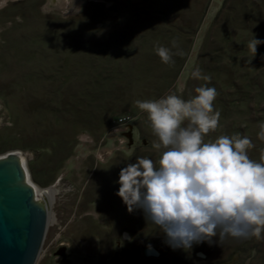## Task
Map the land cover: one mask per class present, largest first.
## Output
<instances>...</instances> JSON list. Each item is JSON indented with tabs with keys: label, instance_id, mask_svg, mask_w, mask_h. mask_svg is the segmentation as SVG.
Instances as JSON below:
<instances>
[{
	"label": "rangeland",
	"instance_id": "obj_1",
	"mask_svg": "<svg viewBox=\"0 0 264 264\" xmlns=\"http://www.w3.org/2000/svg\"><path fill=\"white\" fill-rule=\"evenodd\" d=\"M91 1L0 0V157L21 153L49 210L36 264H264V228L259 236L173 251L140 210L128 213L115 195L126 163L137 155L155 163L163 151L152 148L156 138L136 100L189 99L196 87H215L220 118L204 139L239 132L252 142L248 156L259 160L264 44L255 55L247 44L264 41V13L248 16L240 0H209L192 38L184 23L192 19L191 29L199 20V0H115L107 4L112 10L103 8L101 26L88 21ZM173 38L171 51L183 52L173 58L184 61L169 84L170 67L154 48H171ZM194 69L209 79L193 78ZM80 114L90 122L81 124ZM125 116L132 120L120 126ZM49 188L57 191L52 201L40 192ZM148 245L159 255L147 256Z\"/></svg>",
	"mask_w": 264,
	"mask_h": 264
},
{
	"label": "clouds",
	"instance_id": "obj_2",
	"mask_svg": "<svg viewBox=\"0 0 264 264\" xmlns=\"http://www.w3.org/2000/svg\"><path fill=\"white\" fill-rule=\"evenodd\" d=\"M264 41L252 37L247 46L255 55ZM158 46L155 54L164 64L174 63L182 51ZM191 76L207 81L194 69ZM195 95L183 99L167 94L154 100H136L146 114L155 136L154 150H161L157 162L137 155L118 173L117 192L128 213L140 210L148 225L163 234L173 251L191 250L193 245L219 244L226 237L247 239L264 228V148L259 160L248 156L253 145L248 136L236 132L204 137L218 126L220 113L214 110L215 87L201 85ZM257 138L264 142V121ZM147 248L151 250V245Z\"/></svg>",
	"mask_w": 264,
	"mask_h": 264
},
{
	"label": "water",
	"instance_id": "obj_3",
	"mask_svg": "<svg viewBox=\"0 0 264 264\" xmlns=\"http://www.w3.org/2000/svg\"><path fill=\"white\" fill-rule=\"evenodd\" d=\"M27 179L30 173L20 152L0 157V264H36L40 256L50 213ZM145 253L159 255L153 248Z\"/></svg>",
	"mask_w": 264,
	"mask_h": 264
},
{
	"label": "trees",
	"instance_id": "obj_4",
	"mask_svg": "<svg viewBox=\"0 0 264 264\" xmlns=\"http://www.w3.org/2000/svg\"><path fill=\"white\" fill-rule=\"evenodd\" d=\"M114 1L115 0H108V1H106V0H92L91 2H89V4L94 8V10H93L94 12L93 11L91 12L90 19L89 20L87 19V20L93 22L94 25H97V26L98 25L99 26L106 25L107 23H105L104 19H101L100 17L103 15L104 9L112 10V9H110L111 8L110 5L107 6V4L112 5L114 3ZM199 2H200V4H198L199 6L197 5V10L193 14V16H195L196 19H199V20L196 21L195 25L191 29H190L189 23H190V25H192V23H191L192 19H187V22L184 23L185 24L184 25L185 31H188L187 33L192 35L191 36L192 38L197 33V29L199 28V24L205 18L208 7L211 3L209 0H199ZM237 6L241 8V12L247 14L250 17H258V16L263 17L264 3H261L258 0H240V2L237 3ZM237 16L240 17V19L243 18V16L240 14H238ZM98 18H100V19H98ZM244 30H246V28ZM109 42H110V44H112L114 41L110 40ZM115 43L118 45L121 44L120 42H115ZM173 61H174V63L168 64L170 67V71L167 73L165 72L166 74L163 77V80L169 79V81H170L169 84L171 83V81H172V84L175 83L176 79L179 77L180 69L183 67V61L184 60L182 59L179 61L178 59L173 58ZM232 86H235V85L232 84ZM78 116L80 117V123L81 124H83L84 122H86V123L90 122L89 121L90 117L88 115L80 114ZM115 117L116 116L114 114L111 115L110 120H113ZM104 120H105V117H102V119L99 120V122H101V124L105 123L106 126L111 125V122H109V120H106L107 123Z\"/></svg>",
	"mask_w": 264,
	"mask_h": 264
},
{
	"label": "bare ground",
	"instance_id": "obj_5",
	"mask_svg": "<svg viewBox=\"0 0 264 264\" xmlns=\"http://www.w3.org/2000/svg\"><path fill=\"white\" fill-rule=\"evenodd\" d=\"M22 156V155H21ZM22 161H24V158L22 157ZM28 180V179H27ZM30 183H31V181L30 180H28ZM31 185L34 187V189H35V194H36V198H37V200L39 201V199H38V192H39V190L36 188V186H34L32 183H31ZM40 192H42V194L44 195V196H46V197H49L50 199H51V201H52V199L55 197V195H56V193H57V191L54 189V188H49V189H44V190H42V191H40Z\"/></svg>",
	"mask_w": 264,
	"mask_h": 264
},
{
	"label": "built area",
	"instance_id": "obj_6",
	"mask_svg": "<svg viewBox=\"0 0 264 264\" xmlns=\"http://www.w3.org/2000/svg\"><path fill=\"white\" fill-rule=\"evenodd\" d=\"M131 116H125V117H121L118 119L117 123L119 125H123V124H126V123H129L131 121Z\"/></svg>",
	"mask_w": 264,
	"mask_h": 264
},
{
	"label": "flooded vegetation",
	"instance_id": "obj_7",
	"mask_svg": "<svg viewBox=\"0 0 264 264\" xmlns=\"http://www.w3.org/2000/svg\"><path fill=\"white\" fill-rule=\"evenodd\" d=\"M117 246H118V245H117ZM120 253H121V251H118V252H117V256H118ZM114 255H115V254H114Z\"/></svg>",
	"mask_w": 264,
	"mask_h": 264
}]
</instances>
